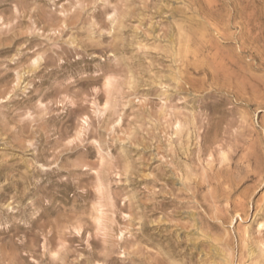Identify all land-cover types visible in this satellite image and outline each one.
Listing matches in <instances>:
<instances>
[{
	"label": "rangeland",
	"instance_id": "obj_1",
	"mask_svg": "<svg viewBox=\"0 0 264 264\" xmlns=\"http://www.w3.org/2000/svg\"><path fill=\"white\" fill-rule=\"evenodd\" d=\"M0 264H264V0H0Z\"/></svg>",
	"mask_w": 264,
	"mask_h": 264
}]
</instances>
